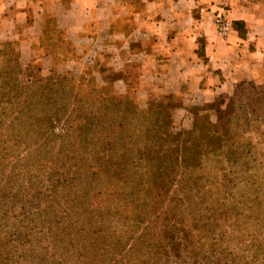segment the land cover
Instances as JSON below:
<instances>
[{
  "label": "trees",
  "instance_id": "1",
  "mask_svg": "<svg viewBox=\"0 0 264 264\" xmlns=\"http://www.w3.org/2000/svg\"><path fill=\"white\" fill-rule=\"evenodd\" d=\"M88 75L35 78L0 41V264H264L262 162L222 94L178 129L172 99L129 118Z\"/></svg>",
  "mask_w": 264,
  "mask_h": 264
},
{
  "label": "crops",
  "instance_id": "2",
  "mask_svg": "<svg viewBox=\"0 0 264 264\" xmlns=\"http://www.w3.org/2000/svg\"><path fill=\"white\" fill-rule=\"evenodd\" d=\"M219 12L232 24L224 37ZM30 16L39 36L57 28L77 52L120 61L119 72L123 62L142 61L137 93L150 95L145 80L158 78V93L172 95L182 113L231 94L240 82L264 80V0H0L6 28L27 25Z\"/></svg>",
  "mask_w": 264,
  "mask_h": 264
},
{
  "label": "rangeland",
  "instance_id": "3",
  "mask_svg": "<svg viewBox=\"0 0 264 264\" xmlns=\"http://www.w3.org/2000/svg\"><path fill=\"white\" fill-rule=\"evenodd\" d=\"M27 25L19 26L13 30L6 28L5 24H0V41L14 40L15 46L19 48L21 57L26 68L32 71L35 78L45 77L50 74L51 70L61 72H70L75 74H89L85 78L92 79V76L99 82L112 81L117 84L124 92L125 98L122 103V112L129 118H133L139 107L144 106L148 102L158 103L172 99L176 104L179 102L173 99L172 95L159 94L157 87L160 85L158 78L148 76L145 80L152 87L150 95L144 93L138 94L137 88L139 85L141 64L142 61L123 62L122 71H117L115 68H120V61H108L102 56L94 59V56L87 55L86 51L77 52L76 47L67 42L64 38L63 31L55 36L49 33L48 38H58V44L52 47L50 44L40 42V36L34 28H30L29 20ZM50 30H54L51 28ZM35 35V39H34ZM34 39L29 44L28 40ZM86 49V48H84ZM99 61V64L96 62ZM246 83L239 85L238 91L234 94H222L217 99V107L222 115H231L236 118V121L241 126V131H244L246 138H249L253 145V154L257 156L259 161L253 162L251 167L252 172H257L258 176L264 179V80L262 82ZM84 86H88L87 82ZM150 89V88H149ZM149 94V93H148ZM199 107L203 105H197ZM216 111H213L211 118L216 120ZM195 116L190 111L180 112L178 108L173 112V119L176 127L191 128L196 122ZM30 264L34 261L30 260Z\"/></svg>",
  "mask_w": 264,
  "mask_h": 264
},
{
  "label": "built area",
  "instance_id": "4",
  "mask_svg": "<svg viewBox=\"0 0 264 264\" xmlns=\"http://www.w3.org/2000/svg\"><path fill=\"white\" fill-rule=\"evenodd\" d=\"M215 24L218 35L222 37L226 36L232 28V24L224 12L217 13Z\"/></svg>",
  "mask_w": 264,
  "mask_h": 264
}]
</instances>
